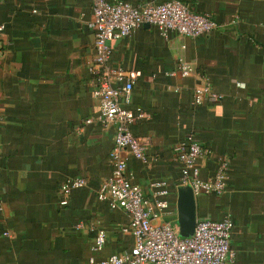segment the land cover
<instances>
[{
    "label": "crops",
    "instance_id": "obj_1",
    "mask_svg": "<svg viewBox=\"0 0 264 264\" xmlns=\"http://www.w3.org/2000/svg\"><path fill=\"white\" fill-rule=\"evenodd\" d=\"M183 1L210 12L216 27L164 36L142 23L108 40L109 63L136 74L131 99L122 104L149 113L132 131L157 156L145 164L129 154L128 169L149 202L151 183L167 180L164 217L179 231L181 171L173 146L191 135L211 150L200 164L202 178L227 165L222 193L195 194L196 218L229 214L235 256L228 264H264V0ZM91 20L90 0H0V264H81L134 243L123 229L129 213L97 196L113 167L115 125L96 117L84 123L100 107L87 69L94 55ZM183 61L194 66L186 76L176 70ZM206 78L222 98L194 104V86ZM80 176L87 182L72 187L62 203L61 185ZM99 227L105 242L93 249Z\"/></svg>",
    "mask_w": 264,
    "mask_h": 264
},
{
    "label": "built area",
    "instance_id": "obj_2",
    "mask_svg": "<svg viewBox=\"0 0 264 264\" xmlns=\"http://www.w3.org/2000/svg\"><path fill=\"white\" fill-rule=\"evenodd\" d=\"M92 8L91 27L94 30V55L87 69L93 81V93L100 100L96 116H88L84 123L95 117L103 125L114 124V142L110 150L111 172L99 184L97 196L113 208H123L129 213L128 223L123 227L134 236V243L124 251L114 252L106 257L89 256L81 264H228L234 260L231 246L234 221L229 214L220 219L207 216L196 218L192 234L180 235L173 223L164 217L168 213L169 192L167 180L160 178L151 184L156 187L154 201L145 197L142 186L133 180L128 169V157L132 154L145 164L157 156L148 154L145 140L136 135L132 123L149 113L137 106L133 112L123 102H129L136 74L122 65L109 63L112 47L110 37H121L133 32L145 22L155 25L162 35L171 31L198 36L209 34L216 27L215 18L207 11L190 8L183 0L147 1L134 4L129 0H90ZM0 23V36L4 30ZM177 72L186 76L194 71L189 61L178 64ZM222 94L212 89L206 78L193 89V103L204 100H219ZM83 124H77L79 130ZM174 159L180 168V185H190L194 194L200 192L222 193L227 187L226 162L209 178L200 176L201 161L211 154L191 135L178 140L174 146ZM87 182L85 177H76L70 183H63L62 203L67 202V194L74 186ZM82 225V224H81ZM103 227L96 230L93 249L101 248L105 242Z\"/></svg>",
    "mask_w": 264,
    "mask_h": 264
},
{
    "label": "water",
    "instance_id": "obj_3",
    "mask_svg": "<svg viewBox=\"0 0 264 264\" xmlns=\"http://www.w3.org/2000/svg\"><path fill=\"white\" fill-rule=\"evenodd\" d=\"M150 24L149 22H145ZM177 209L180 235L193 233L196 224L195 194L190 185H181L177 189Z\"/></svg>",
    "mask_w": 264,
    "mask_h": 264
}]
</instances>
